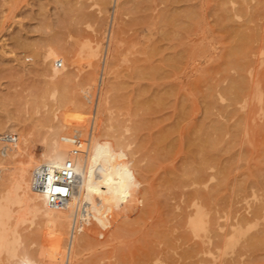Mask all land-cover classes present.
I'll use <instances>...</instances> for the list:
<instances>
[{"label":"rangeland","instance_id":"374dc122","mask_svg":"<svg viewBox=\"0 0 264 264\" xmlns=\"http://www.w3.org/2000/svg\"><path fill=\"white\" fill-rule=\"evenodd\" d=\"M50 46L65 49L62 67L43 58ZM55 83L69 95L58 127ZM96 115L101 198L69 264H264V0H0V136L17 138L0 149L18 146L13 163H50L42 152L57 129L59 146L75 143L83 158ZM24 204L13 260L50 264L44 219ZM199 211L209 223L195 230ZM73 234H62L58 264Z\"/></svg>","mask_w":264,"mask_h":264},{"label":"bare ground","instance_id":"6f19581e","mask_svg":"<svg viewBox=\"0 0 264 264\" xmlns=\"http://www.w3.org/2000/svg\"><path fill=\"white\" fill-rule=\"evenodd\" d=\"M171 18L172 16H168V19ZM244 38L247 39L248 37H246L245 34H241V39ZM244 43L245 45H247L246 42ZM240 46L234 45V48L231 47L233 49L232 54H236L238 52L241 53L242 50L239 49ZM63 49L64 48L60 46H50L44 51L43 58L45 60H50V61L52 60L54 67H58L57 65L58 62L61 61V63H63L64 60H67V58L63 55ZM83 49L88 53V55L91 58L98 57L100 54V48L98 46H94L91 40H87L84 43ZM243 53L244 52L242 51V54L240 55H244ZM238 55L236 56L237 59L239 57ZM232 58L235 59V57H231V59ZM236 64L234 65L237 67ZM51 71L52 72L50 74L53 77L59 74L56 69H53ZM101 72H98L99 79H97L98 82H100V85L103 80V73ZM72 74H74V71ZM68 78H71L70 74H68V76L63 78L62 82H64ZM85 78H86V84L87 82L88 84L93 83L92 82L93 80L95 83L96 77H94L93 73L92 74L89 73V75H87ZM241 80L243 79L241 78ZM241 80L234 81V84L232 86L233 88H236V90L234 91L237 90L239 91V89L243 86L242 84L243 81ZM83 90L85 92V97L88 98L89 100L90 98L89 87H86ZM66 91H67L66 83H62L61 85L59 83H55L52 86L51 95L55 97V100L57 101V103L55 104L56 109L53 112L54 118L56 120L58 119L55 127H58L59 123L61 122V118L59 117H60V110L62 107V103L69 97V95H67L68 92ZM234 95H236V93ZM89 118L90 117H88V119ZM96 118L97 115L95 119L94 116L90 118L91 119V121L89 122L90 133L88 136L87 145L85 146L81 145L82 147H85L87 151L85 156L81 158V155L79 153L78 156L76 157V166L78 165V163H82V165H81V169L80 168L76 169L77 175H76V182L74 185L73 193L65 203L57 207L49 204L44 194L37 191H35V193L32 192V188H31L32 173L38 166L42 164H46L45 161L41 162V160L35 158L33 154H29L27 158L19 159L17 163H13L14 156L19 154L20 152L18 146L4 145L1 147L0 192L6 190V193L0 194V263L4 259L3 253H7L8 254L7 259L10 261V264H24L22 263V261H20L19 263H15L13 260L16 256L20 255L18 252V245L20 244L21 234H19L16 229V225H18L17 221L15 226L12 225V220L17 219V216L14 215V212H16L15 205L18 204L19 202L26 203L28 205L27 209L32 210L33 214L37 215L38 220L40 218L44 219L43 225L47 232L45 231L46 233L44 232L43 233L47 237H50L51 244L55 250V256L51 259L50 264H58L61 256V246L59 242L62 240V234H64L68 229L70 232H73L74 234L72 235L70 243L68 242L69 243V247L67 249L68 257L65 256V259L67 258L68 260L66 259L65 263L66 264L70 263V259L72 257L73 252L75 255H79L82 252L84 246L83 245L84 239L86 236L84 225L87 220V214L92 210L94 203H100V198H101L100 196L97 195L101 190L98 187V185H96V183L99 180L98 173L101 171V167L103 166L100 165V163L97 161L99 157L95 154V152H93V150H96L97 145L99 144L97 135L93 131L95 127ZM85 125L86 126L88 125L87 120L85 122ZM58 132L59 131L57 129L54 131L51 146L43 150L42 156L48 162L60 166L70 156L71 151L76 148V144L72 143L69 145L68 144L62 145V147L59 146L58 140L55 137L57 136ZM77 132H78V136L82 135L81 130L77 129ZM72 145H74L75 147L71 148ZM108 150H110V148H108ZM108 150L105 149L106 155H111L109 153H112L113 151L109 152ZM113 150L116 151L115 149ZM11 163H13L12 164L13 166L10 165ZM2 187L3 190L1 189ZM118 192L119 191L114 192L115 198L118 197ZM120 192L122 193V191ZM109 213L113 217L117 215V213L113 210L110 211ZM66 214L69 217V219H71V223H70L71 226H69L68 222L65 219ZM77 222L79 224H77ZM208 223L209 220L204 217V214L201 211H199L197 217L195 218L194 229L199 230L205 227L206 225H208ZM76 225L78 226V233H76ZM18 260H20V258ZM30 264H34V263H30Z\"/></svg>","mask_w":264,"mask_h":264},{"label":"built area","instance_id":"2783aa9c","mask_svg":"<svg viewBox=\"0 0 264 264\" xmlns=\"http://www.w3.org/2000/svg\"><path fill=\"white\" fill-rule=\"evenodd\" d=\"M59 67L63 63L58 64ZM2 143H14L17 141L16 135L2 134ZM80 150L75 148L70 156L60 165L46 163L38 166L32 173L31 186L34 191L46 196L47 202L55 207L62 205L73 193L76 182V157Z\"/></svg>","mask_w":264,"mask_h":264}]
</instances>
